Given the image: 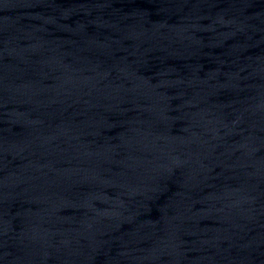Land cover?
Listing matches in <instances>:
<instances>
[{"label":"water","instance_id":"obj_1","mask_svg":"<svg viewBox=\"0 0 264 264\" xmlns=\"http://www.w3.org/2000/svg\"><path fill=\"white\" fill-rule=\"evenodd\" d=\"M0 264H264V0H0Z\"/></svg>","mask_w":264,"mask_h":264}]
</instances>
